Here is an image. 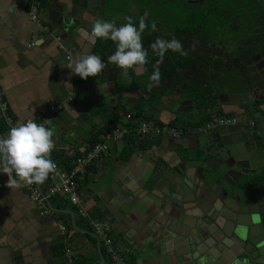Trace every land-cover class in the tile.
<instances>
[{
  "label": "crops",
  "instance_id": "obj_1",
  "mask_svg": "<svg viewBox=\"0 0 264 264\" xmlns=\"http://www.w3.org/2000/svg\"><path fill=\"white\" fill-rule=\"evenodd\" d=\"M129 1L117 2L118 9ZM26 2L0 0L2 99L8 114L18 122L45 115L50 107L61 104L62 110L51 115L55 133L51 158L54 154L68 160L89 148L88 137L102 127L105 113L124 116L114 126L126 122L125 116L136 103L134 91L126 90V81L107 64L110 55H100L107 64L100 75L87 79L75 75L66 65L74 67L77 56L88 54L90 44L74 35L71 40L78 45L76 50L59 26L48 21L55 20L57 12L79 19L90 32L97 19L113 20L100 14L107 5L105 0L103 5L100 0H43L38 9L40 23L48 24L64 50L57 48L50 37L40 35L38 25L28 19ZM109 2L113 5L112 0ZM63 51L73 54L66 59ZM140 75L142 70H136L135 76ZM172 98L158 101L152 118L160 123L176 122L175 127L182 130L181 137L176 141L149 139L133 132L139 144L125 161L117 160L122 145L110 144L109 153L91 164L77 181L80 205L90 219H108L115 247L124 258L131 255L134 264H190V254L199 259L198 264H237L233 255L240 251L239 245L225 238L221 241L217 234L212 240L209 233L219 230L206 215L213 212L222 216L216 225L228 233L242 232L243 227L251 235L264 233L255 225L264 213V180L250 188L241 186L254 179L264 165V145L259 141L264 137V102L254 106L218 101L216 108L225 117H237L239 122L201 134L197 129L202 126L203 114L196 112L193 105L180 102L181 95ZM101 107L108 112H98ZM243 110H251L257 118L247 115L243 121ZM249 120H254L252 128L246 127ZM0 126V137H5L9 131L1 119ZM221 140L229 144L226 153L220 149ZM238 140L239 145L230 146L231 141ZM252 143L258 147L251 152ZM217 154L224 163L215 160L219 159ZM203 176L209 190H203L200 199L194 200L191 190L201 184ZM7 181L0 168V264H67L65 256H57L59 249H55L64 243L65 236L73 264H77L78 257H82V264H112L105 247L100 244L102 254L89 226L65 200L51 199L49 213L39 216L21 182L18 188L10 189ZM205 197L210 202L214 199L213 203H207ZM200 208L207 209L202 217L204 226L194 219L201 215ZM198 240L199 247L193 245ZM221 243H230L231 247Z\"/></svg>",
  "mask_w": 264,
  "mask_h": 264
},
{
  "label": "flooded vegetation",
  "instance_id": "obj_2",
  "mask_svg": "<svg viewBox=\"0 0 264 264\" xmlns=\"http://www.w3.org/2000/svg\"><path fill=\"white\" fill-rule=\"evenodd\" d=\"M105 1L108 6L102 9L100 7V14L102 18L112 17L111 21L117 26L126 23L127 18H130L138 27L140 18L145 13L148 14L146 22L149 27L142 33L145 49L157 38L170 40L175 37L181 41L185 49H189L193 42H196V50L190 52L188 56L201 64L198 67L207 73L208 83L229 89L239 87V91L234 93L241 95L242 100L251 105L257 106L264 102V0H131L121 10L117 5L121 0H112L113 5L110 4V0ZM128 4L133 6L129 8ZM152 21L156 22V31L151 30ZM177 56L178 53L171 51L166 53L163 63L159 66L160 72L168 63H174L176 69L182 71L181 66L176 63ZM112 66L115 75L126 81V90L134 91L136 99V91L133 87L128 88V84L133 81L129 76V70L127 75H124L123 70ZM234 66L241 70V73H236V81L228 76ZM130 71L135 78L142 76L143 83L148 85L151 72L145 66L140 76H135L136 70ZM212 72L223 74H218L216 80H209ZM176 88L170 89L159 101L164 97L181 95L180 102L192 105L184 97L185 94L178 93ZM172 93L174 95H171ZM253 126L246 124L247 128ZM259 141L264 145V137L263 140L259 138ZM259 169L255 177L259 179L258 184L264 180V165ZM248 235L252 237V242L264 239V233L251 235L248 232Z\"/></svg>",
  "mask_w": 264,
  "mask_h": 264
},
{
  "label": "clouds",
  "instance_id": "obj_3",
  "mask_svg": "<svg viewBox=\"0 0 264 264\" xmlns=\"http://www.w3.org/2000/svg\"><path fill=\"white\" fill-rule=\"evenodd\" d=\"M147 13L139 20L138 27L130 18L117 26L114 21L97 19L89 32L86 28L79 31L86 39L104 38L116 43V51L107 58V64L115 65L127 75L128 70L140 71L149 62L142 33L149 27ZM151 30L156 31V22H151ZM150 48L159 59L153 66L147 87L151 90L161 82L160 64L169 51L187 57L196 50V42L185 49L181 41L173 37L170 40L157 38ZM73 64L66 66L81 79L100 75L107 64L102 57L95 54L77 56ZM49 121L37 123L34 119L18 122L12 126L5 137H0V168L8 177L7 187L18 188L20 182L26 184H43L52 174H57V165L51 158L55 149L54 130L46 125Z\"/></svg>",
  "mask_w": 264,
  "mask_h": 264
},
{
  "label": "built area",
  "instance_id": "obj_4",
  "mask_svg": "<svg viewBox=\"0 0 264 264\" xmlns=\"http://www.w3.org/2000/svg\"><path fill=\"white\" fill-rule=\"evenodd\" d=\"M41 0H27L26 2V13L28 19L38 25L40 35H45L50 37L57 45V47L63 50L62 46L59 44V37L53 33L48 26V24L40 23L38 17V9L40 7ZM69 56H66L68 59ZM71 101V98L66 100ZM62 110V105L57 104L49 108V112L45 115L36 117L34 120L37 123H43L49 121L46 125L54 130L53 121L51 115L55 112ZM125 120L129 118L127 114ZM0 119L2 121L3 127L6 130L18 123L14 118H12L7 111V105L2 99V93L0 91ZM29 119H25L20 122H26ZM240 119L237 117H225V116H215L210 115L209 118L202 123L201 128L197 129L201 134L207 133L210 129L226 128L228 126L236 125ZM248 126L254 125V120H249L246 122ZM130 129L126 127L125 123L112 127L108 132L102 134L98 142L92 144L85 152L77 155H73L68 159L67 168L59 167L57 165V174H52L49 176L48 180L43 184H26L21 181L24 190L26 191L28 200L33 203V205L38 210V215H47L50 211L48 206V201L52 198H60L65 200L69 205L75 209V214L89 226L91 232L98 244H102L105 247L108 258L112 264H127L122 252L115 247V241L110 235V223L108 219L102 218L100 220H92L88 217L87 213L80 205L79 194L77 191V181L84 175L87 168L98 161V159L109 153V145L117 144L122 145V142ZM181 131L177 127L171 126L169 123H161L160 125H155L152 123L141 122L138 123L134 132L144 138L156 139V138H169L173 141L178 140L181 137ZM60 231L64 232V227H60ZM67 237H64V256L66 258L67 264H73V256L71 254V249L67 247Z\"/></svg>",
  "mask_w": 264,
  "mask_h": 264
},
{
  "label": "trees",
  "instance_id": "obj_5",
  "mask_svg": "<svg viewBox=\"0 0 264 264\" xmlns=\"http://www.w3.org/2000/svg\"><path fill=\"white\" fill-rule=\"evenodd\" d=\"M151 45V44H150ZM150 45L146 49L149 53L148 55V63L145 65V67L151 72L154 71L153 64H156L157 56H155L150 49ZM116 51V43L109 40V39H103L98 38L96 45H95V54H114ZM176 63L181 66L182 71H179L174 66V63H168L165 67H163L161 73V83L160 86L154 87L151 90L145 85L146 83H143V77L140 76L138 78H135L134 75L129 70V76L133 80L131 83L128 84V88H132L136 91V103L134 105V108L131 110V112L128 114L129 118L126 120L125 125L127 128L130 129L129 133L126 134L121 149L119 151V155L117 156V160L125 161L127 160L134 152L135 147L139 144L138 143V136L134 135V128L138 123L145 122V123H152L155 125H160L161 123L154 120L152 118V111L160 98L167 93L170 89L177 90L178 93H184L185 98L188 99L193 107L194 110L198 113H202L203 117L201 118L202 122H205L210 115L215 116H227L223 115L221 110L216 108V105L218 103V97L219 95H229L230 93H234V91H239V87H235L233 89L229 88H223L218 87L215 85H212L207 82L206 76L207 73L203 72L198 66V61H195L193 57H184V56H177L176 57ZM234 65V61H232ZM152 66H149L151 65ZM169 66L171 68L169 69ZM236 73H241L240 68H237V66H234V68L231 69L228 76L231 78V80H237L236 79ZM222 75V72H212L209 75V80H216L219 75ZM226 75V73H224ZM163 81V82H162ZM98 112H108L107 108L101 107L100 110H97ZM244 113L247 115L251 114V110H244ZM104 120L102 121V127L92 134L90 137H88V144L89 147L98 142L99 137L102 136L105 132H108L112 129V126H114V123L117 121V116L113 115L111 116L110 113H105ZM171 126H176V122L172 121L169 122ZM2 132V127L0 126V133ZM138 143V144H137ZM77 155V154H76ZM59 156H55L52 154V160L55 161L59 167L67 168V159H58ZM259 179H252L250 182H244L242 183V187L250 188L256 184H258ZM77 190L79 189V186L77 185ZM53 199V198H52ZM51 199L48 201L50 203ZM87 231L90 232L89 228L87 227ZM100 248V252L103 254V247L99 244L98 246ZM55 249H59L57 252V256L64 257V244L59 243ZM82 257L77 258V264H82L83 259ZM125 260L127 264H134V259L131 255H128V257H125Z\"/></svg>",
  "mask_w": 264,
  "mask_h": 264
},
{
  "label": "water",
  "instance_id": "obj_6",
  "mask_svg": "<svg viewBox=\"0 0 264 264\" xmlns=\"http://www.w3.org/2000/svg\"><path fill=\"white\" fill-rule=\"evenodd\" d=\"M100 3L103 5L104 0H100ZM42 4H43V0H41V2H40V7L42 6ZM128 6L130 8V6H133V5L132 4H128ZM128 11H129V9H128ZM130 13H132V12H130ZM54 14L56 15V18H55V20H53V19L48 20L49 24L55 23L57 26H59L60 32L62 34H64L67 37V39L71 40L72 37L74 35H77V34H78V36L83 37L81 35L80 31H79L81 28H83L81 26V22H80L79 19L74 18V17H63L62 15H59V13H57V12H54ZM84 40L88 44H90L88 54H95V45H96V42H97L98 38H95V39H86V38H84ZM71 41L73 42V45H74L75 49L78 50L79 47L76 44L75 40H71ZM63 50H64V48H63ZM72 54H73L72 52H69V53L68 52L67 53L64 52L65 58H66V56H70ZM95 55L100 56L99 54H95ZM218 101L219 102H223V103H235V104L246 102V101L242 100L241 96H237V95H219ZM239 143H241V140H238L237 142L236 141H233V142L231 141L230 146H234V144H238L239 145ZM257 145L261 146V144L259 142H258ZM257 145L255 143H252L250 151L251 152L252 151H256L257 150L256 149ZM228 146H229L228 143H225V142H223V140H221L220 149H222L224 153L227 152ZM215 157L219 158V159H215V160H218V163L219 162L220 163H224L223 159H220L219 154H217V156H215ZM210 170H212V169H210ZM210 170H208L207 172H210ZM214 171H216V169ZM204 180H205V177L203 176L201 178V184H195L194 185L195 187L191 190V192L195 195L194 196V200H199L200 199V195L202 194L203 190H206V191L209 190V187L206 185ZM215 182H218V180L215 181ZM211 194L214 195V193H212V191H211ZM205 200L207 201V203H210V205L214 201V199H213V201L210 202L207 197H205ZM263 203H264V199H263ZM198 206H199V204H198ZM207 209H208V207H207ZM207 209L205 211H202L201 208H200L201 215L194 216V219H197L198 220L197 222L201 226H204V224H205L202 221V217H203L204 214H206ZM206 217L209 218V219L214 220L212 225H213L214 228H217L219 230L218 232L215 231L213 233H209V231L206 230V232L209 233V235H210L212 240L216 239L215 234H217L218 236H220L219 240L222 241L225 238L226 240L230 241L232 244L234 243V244L239 245L238 247H240V249H239L240 251L233 255V261L234 262H236L237 264H264V239L263 238L261 240L252 242L251 241L252 237H249L250 235H248V230H247V228H244V227H243L242 232L240 230L239 231L236 230L233 233H228L227 231H225V230H223L221 228L219 229L218 226L216 225L217 218H221L222 216L218 215V213H213L212 212V213L206 215ZM255 225L264 230V216H259L256 219V221H255ZM205 229H206V227H205ZM93 237H94V235H93ZM241 242H243V243H241ZM244 242H247V243H244ZM221 244H223V245H225V246H227L229 248L231 247L230 243H221ZM190 245H192V243ZM193 245L199 247L200 246L199 240H198V243L195 242V243H193ZM189 250H190V247H189ZM100 257H101L100 258V262L101 261L103 262L102 255H100ZM189 259H190V264H198V260L199 259L193 258L192 254H190Z\"/></svg>",
  "mask_w": 264,
  "mask_h": 264
},
{
  "label": "rangeland",
  "instance_id": "obj_7",
  "mask_svg": "<svg viewBox=\"0 0 264 264\" xmlns=\"http://www.w3.org/2000/svg\"><path fill=\"white\" fill-rule=\"evenodd\" d=\"M251 113H253V112H251ZM117 116V119H119L120 121L121 120H124V116L122 115V114H118V115H116ZM254 117V118H257V114L256 113H254L253 115L251 114V115H249V117ZM241 117H242V120L243 121H245L246 119H248V117H247V114H245L244 112H242L241 113ZM259 117V116H258Z\"/></svg>",
  "mask_w": 264,
  "mask_h": 264
}]
</instances>
